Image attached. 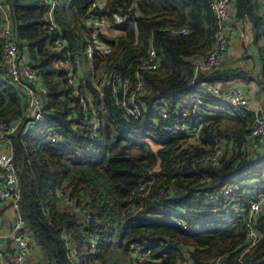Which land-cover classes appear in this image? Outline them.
Masks as SVG:
<instances>
[{"label": "trees", "instance_id": "obj_1", "mask_svg": "<svg viewBox=\"0 0 264 264\" xmlns=\"http://www.w3.org/2000/svg\"><path fill=\"white\" fill-rule=\"evenodd\" d=\"M94 1H4L18 51L27 53L46 90L43 120L26 133L20 128L7 137L0 135V145L9 143L13 150L21 214L31 249L38 253L36 264H183L185 250L190 264H264V211L255 224L261 239L242 255L245 221L234 208L244 205L245 197L241 192L223 193L228 186L249 190L246 183L264 178V151L251 156L246 149L251 113L240 110L231 124L221 115L206 116L212 115L211 108L200 124V116L180 119L189 128L176 132L164 131L156 119L160 103L167 106L170 118L189 111L196 97L217 105V98L208 101L204 85L237 73L195 72L192 59L208 54L217 41L211 0H107L104 8L92 9ZM231 2L236 18H248L257 33L263 29L256 0ZM131 12L137 30L128 19L116 28L122 33L117 42L109 41L112 54L89 62L88 18L105 16L113 24V13ZM184 25L189 26L188 34L171 33V28ZM150 40L159 66L153 72L141 71L145 92L137 100L142 117L136 119L114 98L112 81L102 98L96 84L100 70L113 67L136 82V66ZM58 44L60 50L55 49ZM79 51L84 52L87 73L78 68ZM71 72L80 74L82 93L90 96L85 104L82 93L69 84ZM90 104L98 121L92 118ZM24 107L25 94L8 80L0 57V124L19 120ZM52 136L60 142L52 143ZM226 136L231 140L225 141L226 154L219 164L198 160ZM92 232L100 238L94 252ZM65 236L76 248L73 258ZM143 251L150 252V260L133 257Z\"/></svg>", "mask_w": 264, "mask_h": 264}, {"label": "built area", "instance_id": "obj_2", "mask_svg": "<svg viewBox=\"0 0 264 264\" xmlns=\"http://www.w3.org/2000/svg\"><path fill=\"white\" fill-rule=\"evenodd\" d=\"M5 0H0V57L6 67V76L8 80L17 85L25 94V107L22 117L16 122L7 124H0V135L7 137L15 134L22 128L23 133H26L33 125L43 120L46 111V102L44 96L46 90L42 87V82L37 69L33 67L23 56L19 53L17 43L14 37L13 20L8 13L4 4ZM258 6L264 14V0H256ZM107 0H96L92 3V9H102L105 7ZM54 5V2H52ZM210 10L213 12L218 20V36L214 48L204 56H197L193 59L196 74L200 72L213 73L218 71L224 60V54L227 49L228 38L235 33V21L232 12L231 0H211L209 4ZM135 12L131 13H113L112 22L105 16L91 15L87 21L89 30V38L85 44V53L89 62H92L95 56L107 57L113 52V47L109 41L116 40L122 35L116 28L122 26L128 19L132 20L131 25L134 30H137V23L134 21ZM52 29V26L49 27ZM173 35H186L189 32V26L175 27L170 29ZM110 32V33H109ZM137 40V33H136ZM57 43H61L58 40ZM62 47L56 45L55 49L60 50ZM158 56L155 47L150 40V46L145 57L141 58L140 64L136 66V82H132L129 76H126L118 71L116 67L111 70L103 68L99 72V80L96 88L103 97V89L112 81V94L114 98H118L119 104L123 106L127 115L140 119L142 117L140 107L137 100L145 92V85L141 77V71L153 72L158 69ZM69 84L77 92L82 93L80 74L74 72L70 74ZM203 92L207 99L210 96L219 94L217 88L207 84L203 87ZM90 100L89 95L82 93L81 102L86 103ZM227 102L232 108L249 109L248 100L245 97L243 89L239 86L231 88ZM92 110V118L96 121L97 110L93 104L89 105ZM210 106L202 98H196L190 106L189 111H184L174 118H170L167 106L160 103L156 107L157 121L160 122L161 128L164 131H186L189 126L181 122L182 118L195 119L199 113L208 112ZM254 120L250 129L253 146L260 148L264 144V112L262 109L253 111ZM96 136V133H95ZM190 137L189 140H192ZM52 143L60 142L57 136L49 138ZM191 150V149H190ZM226 151L223 143L215 144L211 151L202 155L198 160L210 162L212 164H219L225 156ZM251 187L256 185L255 182L246 183ZM264 187V185H263ZM247 189L239 186H228L224 190V195H230L241 192L242 195L246 193ZM166 193V192H165ZM164 196V191L160 192V198ZM215 195L209 196L210 199ZM21 188L19 178L14 164V154L12 148L10 150L0 153V203H9L16 213V219L7 234H0V241L10 238L14 250H4L0 243V264H28L27 253L31 250V243L29 238V231L25 220L21 214L20 209ZM264 207V192L258 194L257 197L250 198L244 205H238L234 209L241 212L244 216L246 236L243 246L242 255L253 250L261 239V234L256 228V221L259 218ZM168 212H173L170 208H165ZM175 212V211H174ZM173 212V213H174ZM91 215L89 212L85 213V223L90 225ZM178 225L187 228L183 221H178ZM65 247L71 253V258L76 255V248L73 246L68 236H65ZM99 236L96 232L91 233L90 250L94 252L99 243ZM133 257L142 261L150 260V252L143 251L134 253ZM185 261L183 264H190L188 257V250H185ZM212 264H223L221 260H217Z\"/></svg>", "mask_w": 264, "mask_h": 264}, {"label": "crops", "instance_id": "obj_3", "mask_svg": "<svg viewBox=\"0 0 264 264\" xmlns=\"http://www.w3.org/2000/svg\"><path fill=\"white\" fill-rule=\"evenodd\" d=\"M259 11L264 19L262 10L259 9ZM233 17L235 21V33L228 38L224 60L219 70L237 73L231 74L228 78H221L213 83H208L219 91L218 95L210 96L209 99L211 98V100H213L217 98L219 101L217 105H211L208 103L210 108H212L213 113L212 115L205 114L206 116L215 118H218L221 115L231 124L240 117L239 115H236L240 110L251 113L253 120V111L262 109L264 112V45H260V42H264V27L257 33L248 18L238 19L235 17L234 12ZM27 56V53L24 52L23 58L27 60ZM234 86H239L243 89L245 97L248 100L249 109L232 108L229 106L227 96L231 88ZM227 108H229V110H227ZM203 113L206 112L199 113L194 119L196 120L200 116L198 121L196 120L197 124L198 122L200 124L202 118H204L205 115ZM250 128H248V130H250ZM251 138L252 136L250 133L247 137L246 149L251 156H257L264 151V144L260 148H256L253 146V140ZM4 140L6 139H3L2 141ZM227 140H231V137L226 136V138H223L222 143L224 144V147L225 141ZM193 142H195V144L197 143L195 139H193ZM11 148L12 147L9 143L3 142L0 145V153L10 150ZM254 182L256 185L250 187L251 189L247 190L243 195L246 202L250 198L257 197L258 194L264 192V178ZM262 211H264V207ZM15 219L16 213L11 205L9 203H0V234H7L10 232ZM0 243L4 250H14L9 237L0 241ZM27 259L28 264H36L38 259L37 250L31 249L27 253ZM73 260H75V258Z\"/></svg>", "mask_w": 264, "mask_h": 264}, {"label": "rangeland", "instance_id": "obj_4", "mask_svg": "<svg viewBox=\"0 0 264 264\" xmlns=\"http://www.w3.org/2000/svg\"><path fill=\"white\" fill-rule=\"evenodd\" d=\"M262 44L264 45V42H260V45ZM76 60L78 63V68H80L84 73H87L89 68H88L87 61L85 59V55L83 51L78 52Z\"/></svg>", "mask_w": 264, "mask_h": 264}, {"label": "water", "instance_id": "obj_5", "mask_svg": "<svg viewBox=\"0 0 264 264\" xmlns=\"http://www.w3.org/2000/svg\"><path fill=\"white\" fill-rule=\"evenodd\" d=\"M252 139V138H251Z\"/></svg>", "mask_w": 264, "mask_h": 264}]
</instances>
